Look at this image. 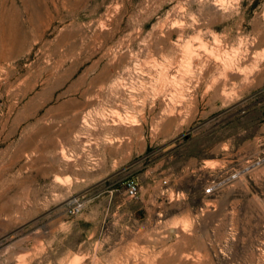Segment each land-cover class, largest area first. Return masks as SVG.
Returning <instances> with one entry per match:
<instances>
[{
  "label": "rangeland",
  "instance_id": "1",
  "mask_svg": "<svg viewBox=\"0 0 264 264\" xmlns=\"http://www.w3.org/2000/svg\"><path fill=\"white\" fill-rule=\"evenodd\" d=\"M126 136L172 158L159 208L122 186L128 212L166 219V255L145 264H264V0H0V264H23L19 247L66 264L78 234L12 246L16 217L54 193L22 187L38 169L92 172L101 142Z\"/></svg>",
  "mask_w": 264,
  "mask_h": 264
},
{
  "label": "crops",
  "instance_id": "2",
  "mask_svg": "<svg viewBox=\"0 0 264 264\" xmlns=\"http://www.w3.org/2000/svg\"><path fill=\"white\" fill-rule=\"evenodd\" d=\"M46 125L53 138L60 140L54 135L53 125ZM41 126L29 132L42 135L44 126ZM115 139L112 137L109 141L101 142L99 157L92 172L82 169L72 175L64 172L66 167L63 172L60 167H48L47 171L38 169L41 175L35 179L32 177L33 185H23L22 188L32 190L39 183L46 182L54 193L48 199L47 210L36 213L30 220H25L24 216L21 219L16 217L14 227L17 237L12 246L26 241L34 232L38 237L36 246L43 253H50L58 236H62L66 243L71 235L78 234V240L69 249L65 247L66 264H145L151 258V262L161 261V255L165 256L167 250L166 219L160 213L128 212L127 207L132 201L124 198L122 186L127 179L136 180L140 196H146L153 207L159 208L160 203L156 199L162 196V181L165 180L159 168L172 158L154 157V150L147 151L150 148L148 140H135L132 136L120 138L122 141ZM164 150L166 146L161 151ZM171 191L170 188L166 189V192ZM73 193L84 198L83 213L70 217L64 209L54 211L56 207L64 205ZM50 205L53 207L49 208ZM31 222L33 226L29 230L28 224ZM192 233L191 230L185 232L186 236ZM150 239L154 240L153 243ZM31 254V247H19L15 258L26 264L32 261ZM17 259L14 261L17 262Z\"/></svg>",
  "mask_w": 264,
  "mask_h": 264
},
{
  "label": "built area",
  "instance_id": "3",
  "mask_svg": "<svg viewBox=\"0 0 264 264\" xmlns=\"http://www.w3.org/2000/svg\"><path fill=\"white\" fill-rule=\"evenodd\" d=\"M162 183H164V182H162ZM124 191H125V194L128 198L136 199L138 196V192H139V185H138L137 181L133 180V179L126 181L124 183ZM175 197L177 198L178 195L176 194ZM81 208H82V205L77 204L75 201L70 212L72 214H76L81 210Z\"/></svg>",
  "mask_w": 264,
  "mask_h": 264
}]
</instances>
